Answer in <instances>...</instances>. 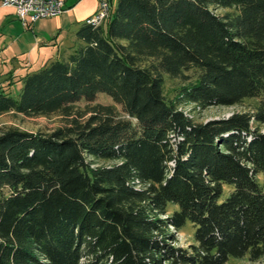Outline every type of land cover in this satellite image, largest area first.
<instances>
[{"label": "trees", "instance_id": "1", "mask_svg": "<svg viewBox=\"0 0 264 264\" xmlns=\"http://www.w3.org/2000/svg\"><path fill=\"white\" fill-rule=\"evenodd\" d=\"M75 37L17 97L0 80V115L67 118L0 131V264L264 261V0H117ZM192 69L168 99L165 76ZM99 93L121 111L75 108ZM247 101L205 121L184 109Z\"/></svg>", "mask_w": 264, "mask_h": 264}, {"label": "rangeland", "instance_id": "2", "mask_svg": "<svg viewBox=\"0 0 264 264\" xmlns=\"http://www.w3.org/2000/svg\"><path fill=\"white\" fill-rule=\"evenodd\" d=\"M10 10V7L0 8V80L13 75L14 82L9 91L12 96L17 97L23 85L22 78L28 72L39 70L48 60L61 58L63 50L76 46L77 41L75 27L58 31L55 24L56 16L41 18L31 26L25 27L19 19L10 14ZM214 11L221 13L224 10L214 9ZM185 73L186 77L183 78L165 76V93L168 99L174 98L183 85L195 80L197 73L194 69ZM252 102L247 101L243 105L231 107L211 106L204 110L194 109L193 105H185L184 109L197 121H205L227 117L234 111L246 110ZM92 103L116 105L118 111H121V106L105 93H99L91 103L85 100L79 101L75 104V108L85 109ZM66 121L67 118L60 113L26 116L9 112L0 115V131L8 126H16L28 131L50 132ZM229 189L231 190L232 186L226 184L222 199L228 195ZM175 207L177 208L176 205ZM171 210L172 207L169 208V211ZM170 230L177 237L176 245L186 247L193 240L194 228L190 222L181 230H176L173 226H170ZM226 264H264V261L253 263L247 259L232 258Z\"/></svg>", "mask_w": 264, "mask_h": 264}, {"label": "built area", "instance_id": "3", "mask_svg": "<svg viewBox=\"0 0 264 264\" xmlns=\"http://www.w3.org/2000/svg\"><path fill=\"white\" fill-rule=\"evenodd\" d=\"M2 4L14 8L25 27L41 18L58 16L65 11L64 0H2ZM112 9L111 0H99L97 11L86 22L100 25L110 16Z\"/></svg>", "mask_w": 264, "mask_h": 264}, {"label": "crops", "instance_id": "4", "mask_svg": "<svg viewBox=\"0 0 264 264\" xmlns=\"http://www.w3.org/2000/svg\"><path fill=\"white\" fill-rule=\"evenodd\" d=\"M111 2L114 8L117 0H111ZM64 3L65 11L56 16V27L58 31H62L64 29L70 30L72 27H75L76 31L81 22L86 21L89 16L93 15L97 11L99 0H64ZM1 7L7 8L1 4L0 0V8ZM10 8V14H13L12 16L19 19L14 8Z\"/></svg>", "mask_w": 264, "mask_h": 264}]
</instances>
